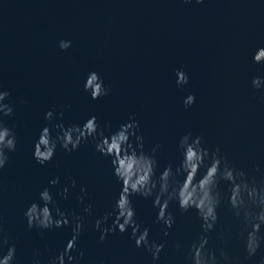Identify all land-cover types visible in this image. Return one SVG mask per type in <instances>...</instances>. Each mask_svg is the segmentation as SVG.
Instances as JSON below:
<instances>
[{
	"label": "water",
	"instance_id": "1",
	"mask_svg": "<svg viewBox=\"0 0 264 264\" xmlns=\"http://www.w3.org/2000/svg\"><path fill=\"white\" fill-rule=\"evenodd\" d=\"M60 41L71 45L61 50ZM262 47L264 0H0V91L9 93L4 103L13 108L3 119L16 136V150L0 170V228L15 244L14 264H49L71 239L73 214L83 222L73 264H186L188 246L202 235L194 211L181 213L171 203L174 223L164 236L152 198L130 197L141 230H149V241L164 244L157 261L135 247L130 229L101 243L93 225L113 212L120 192L109 159L89 139L71 153L58 144L52 160L40 166L33 144L45 126L67 128L95 116L108 136L131 117L139 124L144 151L156 148L157 175L169 164L179 165L178 142L191 133L259 184L264 180V85L255 90L251 80L264 78V65L252 62ZM177 70L187 74V84L177 85ZM91 72L110 88L107 96L92 100L84 91ZM190 94L195 102L185 109ZM48 111L50 123L44 119ZM57 134L52 130L53 137ZM56 178L59 183L50 187ZM65 187L66 199L58 195ZM45 188L69 225L41 233L27 228L24 212L40 203ZM226 188L221 184L222 191ZM81 195L83 203L77 199ZM88 205L90 214L84 212ZM217 214L208 247L240 264H259L264 242L244 260L241 223L226 202Z\"/></svg>",
	"mask_w": 264,
	"mask_h": 264
},
{
	"label": "clouds",
	"instance_id": "2",
	"mask_svg": "<svg viewBox=\"0 0 264 264\" xmlns=\"http://www.w3.org/2000/svg\"><path fill=\"white\" fill-rule=\"evenodd\" d=\"M184 2L189 3L191 0ZM195 2L199 4L203 3V0ZM70 45V41H60L59 48L66 50ZM252 62L264 65V47L256 50ZM176 77L177 85L188 83V76L183 70H177ZM262 85L264 78H252L253 89L260 90ZM83 89L90 94L92 100L105 97L110 92V88L104 86L96 72L88 74ZM8 98V92L0 91V170L7 165L8 154L16 150L15 133L5 125L3 119L13 113L11 104L4 103ZM194 102L195 96L188 95L183 101L185 109L191 107ZM62 116L63 113H59V117ZM44 119L50 123L53 112H46ZM52 130L58 133L54 137ZM138 130V122L131 117L108 136L104 135L95 116L82 125L67 128L63 124H54L51 128L45 126L33 144V159L40 166H44L52 160L58 144L66 153H71L89 139L95 142V151L109 159L112 175L120 184V192L113 205V212L106 213L93 225L94 230L100 233L101 243L110 234L116 232L124 234L130 229L129 238L134 240L135 247H143L151 254L153 261L159 260L164 244L149 241V230L147 228L141 230L140 224L136 221L130 197L139 196L145 199L152 198V205L158 210L155 223L163 226L164 236L168 235L167 230L174 223L173 214L169 211L171 203L174 202L181 213L195 212L201 222L202 235L188 246L186 264H240L239 260L231 258L223 250L217 255L215 249L208 247L207 234L214 230L218 222L217 209L221 203L226 202L233 216L242 225L240 238L243 241L244 260L252 259L264 242V234L261 233V229L264 228V180L258 184L255 178H250L244 171L234 168L220 154L218 148L209 152L203 147L202 137H194L191 133H186L178 142L177 148L181 154L179 165L173 168L169 164L157 175L156 148H153L151 153H146L143 137L137 135ZM58 183L59 179L56 178L49 181V186L54 187ZM221 184L227 185L226 190H221ZM72 186L75 187V181H72ZM80 191L84 193L85 189L81 188ZM58 195L66 199L68 188H63ZM38 199L39 204L33 202L24 212L29 230L36 228L43 233L45 230L69 225L66 213L55 205L48 188L39 193ZM77 199L83 203V195ZM90 208V205L86 206L84 212L90 214ZM110 217H113L111 225L104 226ZM73 218L71 239L49 264H66V261L67 264H73L77 259L71 253L76 251L83 222L82 218L75 214ZM176 250H180L179 245ZM15 253V244L9 243L0 228V264H14ZM82 255L83 253H79V256ZM33 264H39V261L34 260ZM259 264H264V257H261Z\"/></svg>",
	"mask_w": 264,
	"mask_h": 264
}]
</instances>
